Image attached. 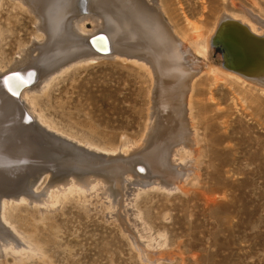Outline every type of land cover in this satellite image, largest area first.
Returning a JSON list of instances; mask_svg holds the SVG:
<instances>
[{"label": "rangeland", "instance_id": "obj_1", "mask_svg": "<svg viewBox=\"0 0 264 264\" xmlns=\"http://www.w3.org/2000/svg\"><path fill=\"white\" fill-rule=\"evenodd\" d=\"M162 4L166 22L175 8L199 25L205 37L224 15L243 17L249 10L264 18V0H162ZM81 15L83 30L92 31L94 14ZM35 27L29 13L3 1L0 68L37 41L32 36ZM213 45L205 57L192 52L187 59L200 69L193 103L198 152L195 162L180 160L185 164L178 168L183 176H177L176 189L168 192L152 177L131 178L124 197L113 207L108 191L100 186L55 200L51 192L56 187L50 182L55 177L45 172L31 190L35 195L46 191L51 203L20 198L15 196L18 192L3 198L4 221L30 249L17 253L0 248V264H264V93L220 72L224 58ZM125 59L70 64L52 75L46 93L37 100L51 122L52 138L61 136L59 141L66 146L102 148L99 153L123 136L134 142L142 138L151 78L140 63ZM64 62L45 72L55 73ZM218 67V74L210 71ZM122 216L133 226L137 246L123 229Z\"/></svg>", "mask_w": 264, "mask_h": 264}, {"label": "bare ground", "instance_id": "obj_2", "mask_svg": "<svg viewBox=\"0 0 264 264\" xmlns=\"http://www.w3.org/2000/svg\"><path fill=\"white\" fill-rule=\"evenodd\" d=\"M3 1L33 17L36 27L32 36L37 40L17 52L10 65L0 68V248L17 253L30 248L24 246L23 237L4 221L6 194L18 192L15 196L26 195L45 204L51 203L52 196L56 200L100 186L102 191H108L106 195L113 207V203L124 197L131 178L141 181L152 177L158 187L168 192L176 189V178L182 175L178 168L185 164L180 160L186 159V164L195 162L198 152L193 103L200 69L190 64L188 56L195 52L205 57L220 28L237 29L246 46L253 45L249 42L251 37L264 38V18L249 10L243 17L222 16L205 37L199 25L193 24L186 14L181 17L175 8L168 17L170 23L166 22L162 0L157 3L153 0H0V8ZM82 13L94 14L96 24L90 32L82 28L85 18ZM222 41L229 48L231 58L229 66L223 62L220 72L237 84L264 93V63L234 69L245 61L239 52L241 48L228 39ZM261 57L264 59V53ZM102 58L134 59L151 78L145 134L139 141L123 136L118 144L109 143L108 149L103 148L106 154L98 152L102 148L81 147L72 140L75 143H71L72 147L63 145L59 135L52 138L51 122L43 116L37 102L54 79L52 75L63 72L65 66L93 63ZM61 61L65 62L59 71L45 72ZM220 68L210 71L218 74ZM36 73L37 81L29 85ZM237 101L244 106L242 98ZM45 172L53 173L51 188L56 190L52 189V196L46 195V191L32 194L37 177ZM124 218L127 217L122 216V227L133 235L137 246L136 232Z\"/></svg>", "mask_w": 264, "mask_h": 264}, {"label": "water", "instance_id": "obj_3", "mask_svg": "<svg viewBox=\"0 0 264 264\" xmlns=\"http://www.w3.org/2000/svg\"><path fill=\"white\" fill-rule=\"evenodd\" d=\"M218 37L214 40V47H217L223 56V61H226V65H230V50L224 44L222 40L228 39L232 41L237 47H240L239 51L245 61L242 65L234 67V69H245L250 66H260L264 62L261 55L264 53V38L251 37L249 42H252V46L244 45V38L239 31L232 27L220 28L218 31ZM250 48V49H249ZM8 75V74H6ZM37 73L35 74L34 80L29 84H34ZM32 121H30L31 123ZM25 124H28L27 120H24Z\"/></svg>", "mask_w": 264, "mask_h": 264}]
</instances>
